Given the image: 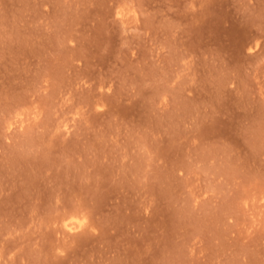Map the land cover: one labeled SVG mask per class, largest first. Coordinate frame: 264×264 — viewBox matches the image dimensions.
Listing matches in <instances>:
<instances>
[{"label":"rangeland","instance_id":"obj_1","mask_svg":"<svg viewBox=\"0 0 264 264\" xmlns=\"http://www.w3.org/2000/svg\"><path fill=\"white\" fill-rule=\"evenodd\" d=\"M0 264H264V0H0Z\"/></svg>","mask_w":264,"mask_h":264}]
</instances>
